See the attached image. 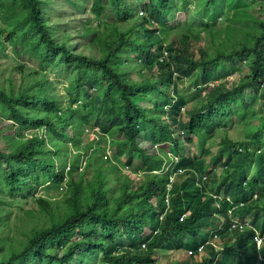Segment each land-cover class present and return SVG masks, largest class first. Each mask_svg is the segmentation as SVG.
I'll return each instance as SVG.
<instances>
[{"label":"trees","instance_id":"obj_1","mask_svg":"<svg viewBox=\"0 0 264 264\" xmlns=\"http://www.w3.org/2000/svg\"><path fill=\"white\" fill-rule=\"evenodd\" d=\"M55 1L0 0V56L36 62L0 61V264H159V247L201 246L208 261L175 264H264L232 221L264 236V0H65L91 11L77 34L92 54Z\"/></svg>","mask_w":264,"mask_h":264},{"label":"rangeland","instance_id":"obj_2","mask_svg":"<svg viewBox=\"0 0 264 264\" xmlns=\"http://www.w3.org/2000/svg\"><path fill=\"white\" fill-rule=\"evenodd\" d=\"M56 2V1H55ZM81 2L84 3V0H81ZM91 2H87V4H90ZM51 15L53 17V22L59 25L60 30H69L71 34H73L74 36V44L78 43L76 48L79 51H84L85 53L88 54H92V50L87 49L86 46L89 45H85L86 42L90 41V37L87 39H82L81 36H79L78 30H80L81 26L88 20V19H92L93 16L91 14V11L86 10L84 13L81 12H76L75 9L68 3L65 2V0H58L55 3V8L53 10H51ZM181 17V15L179 16ZM225 25V22H221L219 24L220 27H223ZM236 28H238V26L236 25ZM172 32V30L170 31ZM170 33L168 35V37L164 34V32L162 31L161 36L163 37L164 40H166V43H169L174 37H176V35H173L172 37H170ZM239 38H242L243 35L238 34L237 35ZM207 38L210 39V36L207 35ZM86 48V49H85ZM7 54L6 55H2L0 56V61L3 65V67H8L10 68L11 66L16 67L17 62L19 61L21 64L26 63L28 65V69H33L36 65V62L34 60H30V59H18L13 56L12 54V49L9 46L7 48ZM19 75L21 76L22 73H19ZM237 75L232 76L231 77V81H233L236 78ZM235 77V78H234ZM51 78L54 80L55 85H56V90L60 93V95H62V99L63 96L66 95V91H65V83L63 82L62 78H59L58 76H56L55 74L51 75ZM237 79H239V76H237ZM65 100L68 97H64ZM9 124H7L5 121H3L2 119H0V128L5 130L7 129ZM93 134L96 136V134L93 132ZM228 135L229 137L233 138V139H238L241 137L242 133L240 132V130L237 127H233L227 134L225 132L223 133H218L217 136L215 137V139L213 140V143L211 144V149L214 153H216L219 148H220V142L222 140V138ZM93 137V136H92ZM146 145H147V141H146ZM3 149H5V145L1 146ZM107 155L110 156L111 155V151L107 152ZM213 170L216 173V176H220L223 172V168L221 166H215L213 168ZM178 172V171H177ZM248 174V173H247ZM176 175V174H174ZM203 176V175H202ZM200 179L205 180V177H201ZM224 197V196H222ZM216 199L218 197H215ZM19 206H17V209H15V218L16 216H19L20 219L19 220H14L13 222L11 221L10 226L12 228L13 224H16L17 227H20L23 223L25 218V211H29L31 209L36 208V206L33 204V202H30L28 205L24 206V211H20ZM247 222L250 221V219H246ZM21 235H19L20 237ZM216 243V242H215ZM218 247H220L217 244ZM157 256L159 259H161L159 264H175L178 262H183L187 259H189L192 256V250L191 249H187V248H181V249H174L170 252H168L166 255L163 254L161 248L159 247L157 249ZM195 261L197 262H206L209 260V256L207 254V251L204 249L203 253L198 254L197 256H195L194 258Z\"/></svg>","mask_w":264,"mask_h":264},{"label":"clouds","instance_id":"obj_3","mask_svg":"<svg viewBox=\"0 0 264 264\" xmlns=\"http://www.w3.org/2000/svg\"><path fill=\"white\" fill-rule=\"evenodd\" d=\"M166 53H168V52H166ZM195 149L193 148V151H194ZM109 152V151H108ZM111 156V155H110ZM170 157H171V163L174 165V163L176 164L178 161H179V158H177V157H172V154L170 153ZM106 158H108V157H106ZM205 179H206V177H205ZM173 181H174V177H172V179H171V184L169 185V190H171V187H172V183H173ZM215 197H217V196H215ZM167 203H168V200H167ZM230 215L232 216L233 214L231 213V211H230ZM188 215H184V217H187ZM184 217L182 218V220L184 219ZM233 228H240L241 230H252V231H254V233H255V236H254V240H255V242H256V244H257V248L260 250L261 248H263L264 247V236H261V234L259 233V231L251 224V222L249 221V222H247V221H245V222H243V221H241L239 218H234L233 220ZM204 247L203 246H201L199 249H198V251H193L192 250V256L195 254V253H198V254H200V253H203V251H204ZM197 254V255H198ZM196 255V256H197ZM191 256V257H192Z\"/></svg>","mask_w":264,"mask_h":264},{"label":"bare ground","instance_id":"obj_4","mask_svg":"<svg viewBox=\"0 0 264 264\" xmlns=\"http://www.w3.org/2000/svg\"><path fill=\"white\" fill-rule=\"evenodd\" d=\"M263 255V254H262ZM262 258H264L263 256H262Z\"/></svg>","mask_w":264,"mask_h":264}]
</instances>
